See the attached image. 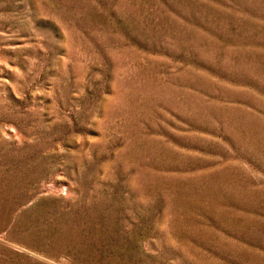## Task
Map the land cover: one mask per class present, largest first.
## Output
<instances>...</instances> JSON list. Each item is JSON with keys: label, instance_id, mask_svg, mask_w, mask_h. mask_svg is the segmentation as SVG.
<instances>
[{"label": "rangeland", "instance_id": "1", "mask_svg": "<svg viewBox=\"0 0 264 264\" xmlns=\"http://www.w3.org/2000/svg\"><path fill=\"white\" fill-rule=\"evenodd\" d=\"M0 264H264V0H0Z\"/></svg>", "mask_w": 264, "mask_h": 264}]
</instances>
